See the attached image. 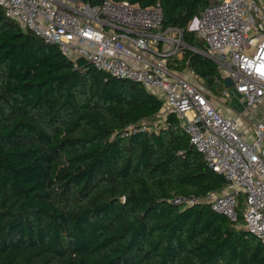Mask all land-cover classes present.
Instances as JSON below:
<instances>
[{
	"label": "trees",
	"instance_id": "obj_1",
	"mask_svg": "<svg viewBox=\"0 0 264 264\" xmlns=\"http://www.w3.org/2000/svg\"><path fill=\"white\" fill-rule=\"evenodd\" d=\"M113 1L160 3L163 28L205 49L188 27L213 0ZM178 62L212 94L225 89L206 55L185 48ZM163 101L67 57L0 7V264H264L256 234L206 201L172 202L226 186L175 115L158 133L124 135Z\"/></svg>",
	"mask_w": 264,
	"mask_h": 264
},
{
	"label": "built area",
	"instance_id": "obj_2",
	"mask_svg": "<svg viewBox=\"0 0 264 264\" xmlns=\"http://www.w3.org/2000/svg\"><path fill=\"white\" fill-rule=\"evenodd\" d=\"M0 7L21 29L58 45L67 57L160 93L164 101L156 117L130 125L124 135L158 133L175 115L226 186L202 200L180 196L172 202L206 201L264 243V119L256 117L264 105V0H213L188 27L203 39L204 50L188 46L180 28H163L160 3L145 8L106 0L87 8L75 0H0ZM185 48L212 59L233 85L214 96L193 70L170 65ZM234 94L244 110L225 115L215 102L225 99L231 108Z\"/></svg>",
	"mask_w": 264,
	"mask_h": 264
},
{
	"label": "crops",
	"instance_id": "obj_3",
	"mask_svg": "<svg viewBox=\"0 0 264 264\" xmlns=\"http://www.w3.org/2000/svg\"><path fill=\"white\" fill-rule=\"evenodd\" d=\"M214 96H217V95H214ZM232 99H233V101H232L233 103L228 102V105H230L232 109L227 108L226 103H225V101H226L225 99L218 98L217 101L215 102V104H216L217 108H219L223 114L235 115L238 111H242V110L236 109L237 105L242 104V102L239 101V96H237L236 94H234ZM235 99H237V101H235ZM256 117L264 119V105L260 107V109L258 110V112L256 114ZM154 118H151L149 120H153Z\"/></svg>",
	"mask_w": 264,
	"mask_h": 264
},
{
	"label": "rangeland",
	"instance_id": "obj_4",
	"mask_svg": "<svg viewBox=\"0 0 264 264\" xmlns=\"http://www.w3.org/2000/svg\"><path fill=\"white\" fill-rule=\"evenodd\" d=\"M79 4H82L85 7V5L83 3H79ZM176 59L177 58L173 59V62L176 64V65L174 64V67L179 69V66H180V62H178L179 58H178V60H176ZM185 69L186 68H183V70H185ZM156 94H158V96H161V94L158 93V92H156ZM235 101H237V99H235ZM236 109L237 110H244V105L243 104H239V105H237ZM161 119H162V117L159 116L158 118L155 119V121L159 123L161 121Z\"/></svg>",
	"mask_w": 264,
	"mask_h": 264
},
{
	"label": "water",
	"instance_id": "obj_5",
	"mask_svg": "<svg viewBox=\"0 0 264 264\" xmlns=\"http://www.w3.org/2000/svg\"><path fill=\"white\" fill-rule=\"evenodd\" d=\"M86 7L89 8L90 5L87 4ZM92 8H95V7H92ZM79 59H81V58H79ZM232 85H233L232 80H231L230 78H226V79H225V86H226V87H231Z\"/></svg>",
	"mask_w": 264,
	"mask_h": 264
}]
</instances>
